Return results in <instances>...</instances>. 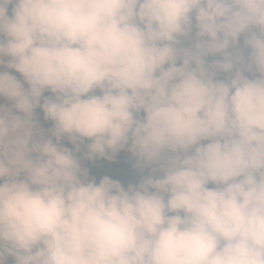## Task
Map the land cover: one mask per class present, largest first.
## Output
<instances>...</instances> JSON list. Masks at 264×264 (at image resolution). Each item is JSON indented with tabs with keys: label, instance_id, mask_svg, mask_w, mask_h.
Segmentation results:
<instances>
[{
	"label": "clouds",
	"instance_id": "clouds-1",
	"mask_svg": "<svg viewBox=\"0 0 264 264\" xmlns=\"http://www.w3.org/2000/svg\"><path fill=\"white\" fill-rule=\"evenodd\" d=\"M0 264H264V0H0Z\"/></svg>",
	"mask_w": 264,
	"mask_h": 264
},
{
	"label": "rangeland",
	"instance_id": "rangeland-1",
	"mask_svg": "<svg viewBox=\"0 0 264 264\" xmlns=\"http://www.w3.org/2000/svg\"><path fill=\"white\" fill-rule=\"evenodd\" d=\"M126 154H122L120 157V163L118 165L112 166L107 165L103 162H97L95 165H90L93 174L99 179L105 174L112 175L114 178H119L122 180L130 179L132 173L125 163Z\"/></svg>",
	"mask_w": 264,
	"mask_h": 264
}]
</instances>
